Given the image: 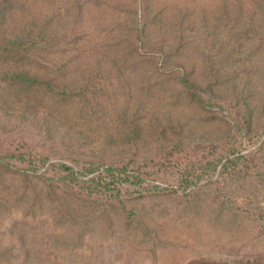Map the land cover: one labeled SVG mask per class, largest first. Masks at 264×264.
Segmentation results:
<instances>
[{
    "label": "rangeland",
    "instance_id": "rangeland-1",
    "mask_svg": "<svg viewBox=\"0 0 264 264\" xmlns=\"http://www.w3.org/2000/svg\"><path fill=\"white\" fill-rule=\"evenodd\" d=\"M1 14L0 48L27 34L36 47L0 54V154L49 163L0 165V264L264 256V0H0ZM15 74L68 97L13 90ZM229 150L249 160L181 187ZM50 164L82 180L144 170L151 192L101 178L80 199L42 175Z\"/></svg>",
    "mask_w": 264,
    "mask_h": 264
},
{
    "label": "trees",
    "instance_id": "trees-1",
    "mask_svg": "<svg viewBox=\"0 0 264 264\" xmlns=\"http://www.w3.org/2000/svg\"><path fill=\"white\" fill-rule=\"evenodd\" d=\"M4 1L2 2V5H4ZM0 18H3V14L0 15ZM136 28V35H137V43H141L143 41V28L140 26V21H138ZM37 39V38H35ZM36 41V40H35ZM31 40L28 36V34L25 36L24 40H18L11 43H7L5 46L0 48V54H8L12 55L14 59H20V52H27L30 50H33L36 47V42ZM9 80V85L12 87L13 90H21L23 88H26V91H29L31 89H34L36 87H44L48 93V95H52L53 92H57L53 88L47 86L46 84L40 83L38 80L27 78V76L21 75V74H15V75H8L6 76ZM187 88L189 90H193L194 88L188 84H186ZM58 94L63 98H67V92L63 89L58 91ZM263 145H261L262 150ZM234 151H227L226 154L220 155L218 151H215V158L214 160H209L206 162L209 171H202L201 173L197 174L195 171L192 172V169L190 171L184 172V174L188 177L186 181L183 182L181 187H184V189H187L188 187L192 185H197L199 182L204 181L203 179L207 178L209 179L213 175L217 174L218 167L221 165L222 160H227V162L222 167V176L228 174L231 169H235L236 166L240 165L241 163L247 162L249 160V156H237L234 157L231 160H228V157L231 155H235ZM170 159V156L167 157ZM26 159V162L24 160ZM14 161L17 162H24L27 163L28 166L26 168H21L22 171L25 173L32 172L36 173L39 170H41L42 166H45L49 163L47 158H37L31 154H28L24 150H20V152H10L9 154H0V165H2L4 168H14L15 164ZM50 168L44 172L42 175L48 174L50 172L53 173L54 178H56V184L60 185L62 187H65L70 195L71 193H77L78 197L80 198L84 193L85 186L94 184L96 181L100 180L101 178L104 180L111 179L112 181L114 179H118V182L115 185L116 193L119 195L122 192L128 193L130 192L128 188L123 187V183H129L136 188H140L139 191L142 195L148 194L151 192V190H145L142 188L145 181L147 180L146 177L148 174H144L143 171H137L134 175H128L122 170L118 169H107L105 175H100L98 177H95L93 179L88 180H82L79 178V176L73 171V169L70 166H67L65 164H50ZM85 174H94L96 170L94 168L90 167L88 169L84 170ZM117 174V176H115ZM144 174V175H143ZM191 177V180L189 179ZM152 180V179H151ZM216 181L210 182V184H213ZM78 189V190H77ZM169 190H165V192H161V194H166ZM81 199V198H80Z\"/></svg>",
    "mask_w": 264,
    "mask_h": 264
},
{
    "label": "crops",
    "instance_id": "crops-1",
    "mask_svg": "<svg viewBox=\"0 0 264 264\" xmlns=\"http://www.w3.org/2000/svg\"><path fill=\"white\" fill-rule=\"evenodd\" d=\"M229 264H264V256L237 260Z\"/></svg>",
    "mask_w": 264,
    "mask_h": 264
}]
</instances>
